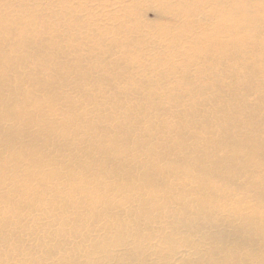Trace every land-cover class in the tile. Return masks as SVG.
<instances>
[{"label":"bare ground","instance_id":"obj_1","mask_svg":"<svg viewBox=\"0 0 264 264\" xmlns=\"http://www.w3.org/2000/svg\"><path fill=\"white\" fill-rule=\"evenodd\" d=\"M0 264H264V0H0Z\"/></svg>","mask_w":264,"mask_h":264},{"label":"rangeland","instance_id":"obj_2","mask_svg":"<svg viewBox=\"0 0 264 264\" xmlns=\"http://www.w3.org/2000/svg\"><path fill=\"white\" fill-rule=\"evenodd\" d=\"M145 16L147 17L148 20L150 21H154L157 19L155 13H153L152 11H148Z\"/></svg>","mask_w":264,"mask_h":264}]
</instances>
